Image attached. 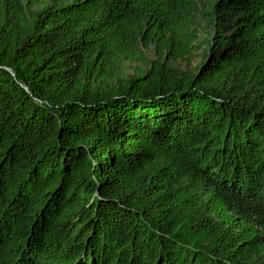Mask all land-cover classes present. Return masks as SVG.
Returning a JSON list of instances; mask_svg holds the SVG:
<instances>
[{
  "label": "trees",
  "instance_id": "obj_1",
  "mask_svg": "<svg viewBox=\"0 0 264 264\" xmlns=\"http://www.w3.org/2000/svg\"><path fill=\"white\" fill-rule=\"evenodd\" d=\"M0 264H264V0H0Z\"/></svg>",
  "mask_w": 264,
  "mask_h": 264
},
{
  "label": "rangeland",
  "instance_id": "obj_2",
  "mask_svg": "<svg viewBox=\"0 0 264 264\" xmlns=\"http://www.w3.org/2000/svg\"><path fill=\"white\" fill-rule=\"evenodd\" d=\"M148 55H149L150 58L152 57V54L151 53H148ZM174 66L177 67V68H180L181 70L188 69V65L184 61H178V62H176V63H174Z\"/></svg>",
  "mask_w": 264,
  "mask_h": 264
}]
</instances>
